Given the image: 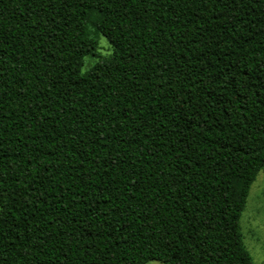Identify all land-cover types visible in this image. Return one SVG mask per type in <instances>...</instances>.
<instances>
[{"label":"trees","instance_id":"1","mask_svg":"<svg viewBox=\"0 0 264 264\" xmlns=\"http://www.w3.org/2000/svg\"><path fill=\"white\" fill-rule=\"evenodd\" d=\"M263 169L264 0H0V264H254Z\"/></svg>","mask_w":264,"mask_h":264},{"label":"rangeland","instance_id":"2","mask_svg":"<svg viewBox=\"0 0 264 264\" xmlns=\"http://www.w3.org/2000/svg\"><path fill=\"white\" fill-rule=\"evenodd\" d=\"M95 21L97 17L90 15L88 35L95 41V51L85 57L81 74L91 68L100 58H106L112 52L109 42L96 32ZM240 228L243 244L253 263L264 264V169L258 173L250 187L247 204L240 218ZM146 264L162 263L151 261Z\"/></svg>","mask_w":264,"mask_h":264}]
</instances>
